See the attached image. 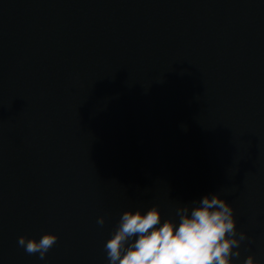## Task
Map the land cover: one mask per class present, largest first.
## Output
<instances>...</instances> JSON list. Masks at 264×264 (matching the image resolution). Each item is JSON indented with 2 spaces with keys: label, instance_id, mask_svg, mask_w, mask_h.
Segmentation results:
<instances>
[{
  "label": "water",
  "instance_id": "1",
  "mask_svg": "<svg viewBox=\"0 0 264 264\" xmlns=\"http://www.w3.org/2000/svg\"><path fill=\"white\" fill-rule=\"evenodd\" d=\"M213 193L264 264V0H0V264H107L124 211Z\"/></svg>",
  "mask_w": 264,
  "mask_h": 264
},
{
  "label": "clouds",
  "instance_id": "2",
  "mask_svg": "<svg viewBox=\"0 0 264 264\" xmlns=\"http://www.w3.org/2000/svg\"><path fill=\"white\" fill-rule=\"evenodd\" d=\"M97 223H105L99 217ZM236 220L231 204L219 194H205L192 207L178 211V219L164 218L159 207L126 210L106 241L107 264H233ZM58 236L45 232L39 239L20 236L19 246L44 259ZM244 264H257L248 256Z\"/></svg>",
  "mask_w": 264,
  "mask_h": 264
}]
</instances>
